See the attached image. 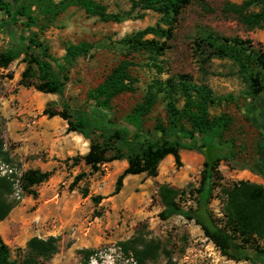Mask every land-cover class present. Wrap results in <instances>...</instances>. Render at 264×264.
<instances>
[{"label":"rangeland","instance_id":"obj_1","mask_svg":"<svg viewBox=\"0 0 264 264\" xmlns=\"http://www.w3.org/2000/svg\"><path fill=\"white\" fill-rule=\"evenodd\" d=\"M94 1L107 13L117 15L119 21L90 16L75 0H16L34 24L26 27L17 23L15 34L36 37L59 63H64L62 57L68 43L86 41L92 48L88 54L65 62L68 81L62 94H45L21 85L20 73L25 67L22 55L7 69L0 68V127L5 148L22 171L51 172L47 181L33 188L34 195L23 193L0 221V237L9 247L11 259H21L30 237L55 236L58 250L46 264H80L81 249L95 252L87 264H133L129 253L125 254L121 247V243L131 240L157 245L154 258L145 259L143 264H256L221 256L193 221L178 215L160 219L163 207L157 196L158 186L196 187L203 161L197 151L180 149L179 167L171 156H166L158 164L155 177L125 176L117 194L112 193L114 183L126 166L125 159L105 163L97 171L82 161L73 162V157L87 152L88 140L67 132L64 120L48 117L43 110H65L70 115L75 110H87L93 105L90 92L123 59L127 51L124 37L156 24L165 27L159 13L133 6L137 0ZM241 2L191 0L174 23L169 40L146 35L144 39L164 42V51L155 58L147 53L132 55L129 72L135 79L134 90L115 97L110 112L114 123L124 122L149 86L163 84L169 78L185 76L198 86L204 85L213 98V103L207 104L208 114L229 120L220 134L233 144V153L219 164L221 183L248 180L264 186V92L248 96L235 64L227 57L216 56L208 44L210 37H238L260 43L264 52V30L248 29L226 11L228 4ZM1 20L7 21V17L0 11ZM9 45L10 36L3 27L0 51ZM28 51L35 52L32 48ZM174 105L181 111L183 99H176ZM170 120L166 99L158 94L151 110L140 118L139 130L148 137L156 121L168 127ZM195 135L199 143L207 137ZM120 149L125 153L124 148ZM77 176L79 179L75 180ZM219 196L215 190L209 204L217 218L221 217L222 208ZM93 198H99L98 202ZM180 204L193 205L190 199H181ZM259 242L264 246V240Z\"/></svg>","mask_w":264,"mask_h":264},{"label":"trees","instance_id":"obj_2","mask_svg":"<svg viewBox=\"0 0 264 264\" xmlns=\"http://www.w3.org/2000/svg\"><path fill=\"white\" fill-rule=\"evenodd\" d=\"M75 2L90 16H96L102 21H119L117 15L107 13L94 0ZM190 2L191 0L133 2V6L159 13L165 27L156 24L124 37L127 51L123 59L90 92L93 105L87 110H75L73 115L65 110L48 108L43 112L48 117L58 116L66 122L67 132H75L88 140L87 152L73 157L74 163L82 161L92 171H97L105 163L125 159L126 166L115 180L113 194L120 191L125 176L144 174L155 177L158 164L166 156H171L174 165L179 167L180 149L197 151L202 155L203 161L196 187L175 189L167 184L158 186L157 196L163 207L159 213L160 219L167 220L178 215L187 221H193L221 256L234 262L264 264V246L259 242L264 240V186L248 180H239L230 185L221 183L218 167L220 162L231 157L233 144L223 140L220 134L229 120L208 114L207 104L213 103L209 88L198 86L185 76H180L177 80L169 78L163 84L149 86L142 101L135 105L124 122L114 123L111 119L112 100L122 93L134 90L135 79L129 72L132 55L147 53L155 58L164 51V42L158 43L153 38L144 37L151 35L169 40L174 23ZM0 11L7 17V21L1 20L0 29L5 27L10 36V45L0 51V68L7 69L22 55L25 67L20 73L21 85L33 87L45 94H62L68 81L65 62H72L88 54L91 44L86 41L68 43L62 57L64 63H59L36 37L24 38L15 34L14 27L17 23L26 27L34 24L24 7L18 6L16 0H0ZM226 11L234 14L246 28L264 30V0H242L239 4H228ZM208 44L213 47L216 56L227 57L235 64L237 73L247 86L248 96L256 97L264 92V52L260 43L254 44L252 40L238 37H210ZM30 48L35 52L30 53ZM158 94H163L166 99L171 120L168 127L156 121L152 127V135L146 137L139 130L140 118L151 110ZM178 98L183 99L181 111L174 105ZM183 124L189 125V128ZM196 133L207 137L199 143L196 141ZM120 148H124L125 153ZM50 175L51 172L39 169L22 171L11 152L5 148L0 127V221L8 216L23 193L34 195L33 188L47 181ZM78 179V176L75 177V180ZM215 190H218L222 205L220 218L215 217L209 208L215 197ZM98 199L93 198L95 202ZM181 199H190L193 205L183 207ZM57 242L55 236H32L26 241L21 259L16 261L11 259L10 249L0 237V264H46L57 252ZM121 247L125 254L129 253L133 264H143L145 259L154 258L157 250L156 244L141 245L133 240L121 243ZM94 253L90 249L79 250L80 264H87Z\"/></svg>","mask_w":264,"mask_h":264}]
</instances>
